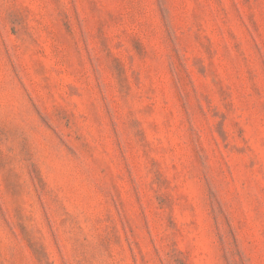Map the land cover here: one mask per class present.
<instances>
[{
  "label": "rangeland",
  "instance_id": "obj_1",
  "mask_svg": "<svg viewBox=\"0 0 264 264\" xmlns=\"http://www.w3.org/2000/svg\"><path fill=\"white\" fill-rule=\"evenodd\" d=\"M0 264H264V0H0Z\"/></svg>",
  "mask_w": 264,
  "mask_h": 264
}]
</instances>
